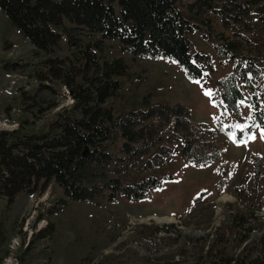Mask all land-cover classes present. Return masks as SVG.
<instances>
[{"label":"rangeland","instance_id":"374dc122","mask_svg":"<svg viewBox=\"0 0 264 264\" xmlns=\"http://www.w3.org/2000/svg\"><path fill=\"white\" fill-rule=\"evenodd\" d=\"M193 1L177 0L182 14L201 26L186 35L193 61L204 68L201 77L189 78L171 58L130 57L115 40L104 42L101 57V61L121 57L128 66L126 76L119 77V94L106 100L114 112L156 104H181L189 112V130L168 132L172 139L165 134L154 148L163 166L153 167V159L144 156L139 168L121 177L123 184L155 177L159 185L143 199L103 196L93 203L66 199L53 181L32 195L17 194L12 203L0 195V264H210L220 255L215 248L236 256L243 247H235L230 229L237 214H245L247 223L255 226L247 245L254 247L258 234H264V139L260 138L264 128L249 123L252 92L241 83L244 104L238 102L237 113L224 110L215 93L235 64L220 59L215 45L233 40L239 46L237 54L264 56V23L261 26L251 12L252 17L239 23L230 19L233 25L226 26L218 14L197 16L189 11ZM68 52L72 51L63 46L55 55L73 57ZM45 59L48 56L37 52L0 11V130L13 129L22 120L28 130H38L55 111L71 105L62 84L41 80ZM41 83L53 89L48 100L56 107L32 111L21 100ZM209 89L211 99L203 94ZM254 93L264 94L261 79ZM237 124L244 126L243 131L234 127ZM230 132H235L237 142L229 139ZM250 135L255 138L249 140ZM177 137L190 139L200 152L197 157L209 161L198 165L186 160L184 141ZM116 145L121 147V142ZM160 216L173 221L157 222L155 217Z\"/></svg>","mask_w":264,"mask_h":264},{"label":"trees","instance_id":"16d2710c","mask_svg":"<svg viewBox=\"0 0 264 264\" xmlns=\"http://www.w3.org/2000/svg\"><path fill=\"white\" fill-rule=\"evenodd\" d=\"M188 10L197 16L218 14L226 26L252 17L251 12L261 26L264 23V0H195ZM0 11L37 52L48 56L41 80H56L72 100L55 111L43 128L28 130L27 121L22 120L13 129L0 130V195L12 203L17 194L32 195L51 181L66 199L84 203L103 196L139 200L149 195L159 185L157 178L123 184L121 177L138 167L144 156L153 159V167L163 166L154 148L165 134L172 139L168 132L189 130V112L181 104L114 112L106 100L119 94V77L126 76L128 66L121 57L101 61L104 42L117 41L121 52L133 58H171L195 79L204 68L193 61L186 35L200 31L201 26L182 14L177 0H0ZM202 23L208 25L209 20ZM63 46L73 57L55 55ZM238 48L233 40L215 45L220 59L235 63L215 93L224 110L237 113L238 102L244 98L243 83L252 92L249 123L264 128V94L254 93L256 82H264V59L258 63L264 56L239 55ZM48 95L53 96V89L41 83L21 103L29 104L32 111L52 110L56 104ZM177 140L184 141L186 160L198 165L209 161L197 157L200 152L190 139ZM117 142L121 147H115ZM233 221L235 247H243L236 256L215 248L220 255L210 264H264V234H258L254 247L247 245L255 226L247 223L245 214H237Z\"/></svg>","mask_w":264,"mask_h":264},{"label":"snow or ice","instance_id":"6c2138e0","mask_svg":"<svg viewBox=\"0 0 264 264\" xmlns=\"http://www.w3.org/2000/svg\"><path fill=\"white\" fill-rule=\"evenodd\" d=\"M195 82H196V83H199V81H195ZM203 94H204L205 96L209 97L210 99H211V97L213 96V92H212L210 89L204 91ZM239 104H240V105L244 104V100H241V101L239 102ZM213 106H215V104H213ZM237 106H239V105H237ZM215 119H219V117H215ZM234 127L240 129L241 131H243V127H244V126L237 124V125H235ZM254 138H255L254 136H251V135L248 136V139H249V140H250V139H254ZM260 138H261V139H264V132L261 133ZM229 139L233 140L234 143L237 142V141H236V138H235V132H230V133H229ZM239 143H246V141H245V140H241V141H239Z\"/></svg>","mask_w":264,"mask_h":264},{"label":"bare ground","instance_id":"6f19581e","mask_svg":"<svg viewBox=\"0 0 264 264\" xmlns=\"http://www.w3.org/2000/svg\"><path fill=\"white\" fill-rule=\"evenodd\" d=\"M204 59V58H203ZM180 65V64H179ZM158 127H160V126H158ZM192 153V152H191ZM224 197H226L225 195H223L222 196V198H224ZM155 220L157 221V222H167V221H173V218L172 217H155Z\"/></svg>","mask_w":264,"mask_h":264}]
</instances>
